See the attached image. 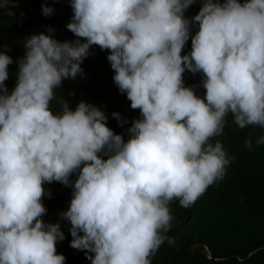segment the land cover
Wrapping results in <instances>:
<instances>
[{
	"label": "clouds",
	"instance_id": "clouds-1",
	"mask_svg": "<svg viewBox=\"0 0 264 264\" xmlns=\"http://www.w3.org/2000/svg\"><path fill=\"white\" fill-rule=\"evenodd\" d=\"M193 3L71 0L67 29L84 42L58 41L51 28L26 38L11 92L13 59L0 52V264H65L56 250L65 239L60 224L42 219L44 184L53 181L73 188L60 214L73 249L90 253L91 264H151L169 204L188 207L223 178L231 158L213 138L225 118L264 129V0H204L190 21ZM53 11L42 5L44 16ZM193 22L192 50L182 56ZM93 45L109 50L115 85L140 110L127 142L92 104L72 110L61 98L59 112L51 107L63 80L83 74ZM186 70L203 74L202 98L184 85ZM255 143L264 145V135Z\"/></svg>",
	"mask_w": 264,
	"mask_h": 264
},
{
	"label": "trees",
	"instance_id": "trees-1",
	"mask_svg": "<svg viewBox=\"0 0 264 264\" xmlns=\"http://www.w3.org/2000/svg\"><path fill=\"white\" fill-rule=\"evenodd\" d=\"M46 6L52 7L54 0H44ZM204 0H194V3L185 11V18L192 20L200 11ZM217 2V0H214ZM223 3L224 0H218ZM241 3L244 0H240ZM46 16L42 14V5L31 11L28 5H22L11 15L0 11V27L23 29L41 23ZM72 10L62 6L59 14L51 27L53 38L60 40L63 28L62 23H70ZM198 31V24L193 22L191 34L186 42L181 55L190 54L191 37ZM48 34V31L45 33ZM81 39L74 36L70 41ZM13 59V64L8 67V79L5 84L11 92L16 85L17 62L25 55L24 41L0 42V52H5ZM109 50H102L93 45L90 54L84 59L81 67L84 72L93 75L99 88L105 93L108 100L107 110L104 114L108 117L107 126L114 134L121 135L125 142L130 138L129 128L133 121L124 119L125 113L131 102L126 94H121L114 83V71L107 56ZM202 73L185 71L183 74L184 85L192 88L196 95L203 97L206 90L201 81ZM56 97L51 102L54 112L62 108L61 98L65 100L72 110L80 103V93L87 95V99L94 100V105L99 107L101 101L96 95L88 94L83 90L78 77L65 79L56 90ZM113 113H118L117 120ZM142 119V117H141ZM223 134L213 138V143L219 140L228 156L231 158L222 179L208 186L207 189L188 207L181 206L178 199H174L169 207L181 210L171 212L170 221L182 222L191 214L190 220L183 226H169L168 231L173 238L177 249L189 253H177L169 244L165 231L162 233L163 241L159 248L150 257L151 264H264V145H257L256 139L264 135V129L248 126L241 129L233 123L229 114L225 118ZM252 139L253 147L249 149L245 141ZM107 159V156H103ZM78 178V173H73L69 179L72 183ZM45 195L42 203L46 214L42 217L46 224L59 223L65 239L56 244L57 254L65 256V264H91L85 251L73 249L70 243L73 237L70 234L71 224L63 220L61 213L68 210L72 199L73 188L60 182L44 184ZM82 235V233H81Z\"/></svg>",
	"mask_w": 264,
	"mask_h": 264
},
{
	"label": "water",
	"instance_id": "water-1",
	"mask_svg": "<svg viewBox=\"0 0 264 264\" xmlns=\"http://www.w3.org/2000/svg\"><path fill=\"white\" fill-rule=\"evenodd\" d=\"M62 6H68L71 8V0H54L52 8L54 9L53 14L50 17H46L41 23L30 27V28H23V29H12V28H5L0 27V42L4 41H25L26 38L32 35H38L40 33H46L49 28H51L59 14V11ZM72 10V8H71ZM72 17H73V10H72ZM72 20V18H71ZM71 22V21H70ZM75 35L68 31L67 27L64 29L61 39L59 41H70ZM80 80L83 90L88 94L96 95L99 100L101 101V105L98 107L102 112L107 110L108 100L105 93L99 88L97 84L96 78L91 75L90 73L84 72L81 75L77 76ZM117 135V134H116ZM171 212H181V210L169 207ZM191 214L188 213L187 218L182 222H174L170 221L169 226H183L186 225L190 220ZM168 226V228H169ZM165 231L169 244L177 253H189L194 250V247L187 251H181L177 249L173 238L170 236L169 231Z\"/></svg>",
	"mask_w": 264,
	"mask_h": 264
},
{
	"label": "rangeland",
	"instance_id": "rangeland-1",
	"mask_svg": "<svg viewBox=\"0 0 264 264\" xmlns=\"http://www.w3.org/2000/svg\"><path fill=\"white\" fill-rule=\"evenodd\" d=\"M3 0H0V3H2ZM15 7H11L10 9H3L0 8V11L3 13H13L17 11L22 5H28L31 11H35L39 5H44V0H14ZM63 30L65 29V24L62 23ZM80 102H85L88 104L94 105V100L87 99V95L84 93H80ZM95 106V105H94ZM122 117L127 120L136 121L138 119H141L140 110L139 109H132L131 105H128L126 108V111L124 114H122Z\"/></svg>",
	"mask_w": 264,
	"mask_h": 264
}]
</instances>
